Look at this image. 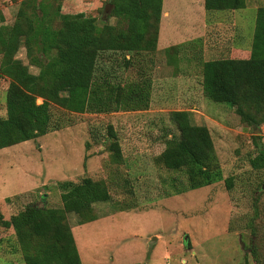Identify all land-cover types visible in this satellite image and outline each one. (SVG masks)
Listing matches in <instances>:
<instances>
[{"label": "rangeland", "instance_id": "obj_1", "mask_svg": "<svg viewBox=\"0 0 264 264\" xmlns=\"http://www.w3.org/2000/svg\"><path fill=\"white\" fill-rule=\"evenodd\" d=\"M25 1L0 0V25H11ZM46 1L49 12L57 6L59 14L82 13L94 17L97 27L124 24L110 15L108 0ZM168 1L166 6L173 2L169 10L174 23L162 25L160 45L151 59L154 67L148 75L141 72L139 56L125 51L100 52L92 72L90 93L102 103H112L117 87L126 88L141 75L149 76L147 107L106 111L91 107L75 113L50 103L56 129L0 148V213L7 218L27 203L59 207L56 184L88 176L107 186L109 199L94 203L89 214L110 216L101 222L118 233L121 257L130 255L137 264H264V168L253 169L248 164V158L264 145V109L245 108L262 119L255 129L240 118L234 106L207 99L200 77L204 59L248 57L255 9L264 0H244L240 9L208 11V19L215 12L220 19L203 29L204 51L201 46L200 54L186 44L201 33L197 30L200 20L195 18L202 0ZM35 13L39 15L37 8ZM59 24L58 17L52 18V27ZM233 43L242 47L229 54ZM174 44L180 46L176 53L179 75L171 78L172 68L164 65L163 49ZM14 55L27 64L22 45ZM28 69L37 72L32 65ZM6 85L7 79L0 76V117L5 116ZM176 109L186 110L192 123L207 127L222 175L231 178L229 189L220 180L181 191L186 184L183 171L158 160L164 140L176 133L169 120V112ZM108 127L115 133L118 156L108 147ZM65 217L68 226L77 224V215L69 212ZM13 249L18 251L13 230L0 227V264H12L20 257L7 254Z\"/></svg>", "mask_w": 264, "mask_h": 264}, {"label": "trees", "instance_id": "obj_2", "mask_svg": "<svg viewBox=\"0 0 264 264\" xmlns=\"http://www.w3.org/2000/svg\"><path fill=\"white\" fill-rule=\"evenodd\" d=\"M202 4L206 11H222L243 8L244 0H202ZM108 5L110 15L123 22V26L97 27L94 17L59 14L57 6L49 12L46 0H26L11 25H0V76L7 79L5 116L0 117V148L56 129L50 103L75 113L91 107L98 111L147 107V75L153 67L161 0H108ZM55 17L60 19L56 28L51 25ZM20 45L24 47L27 64L14 55ZM179 48L173 45L164 49L174 74ZM103 51L133 52L139 56L137 61L143 63L142 74L148 72L127 83L126 88L117 87L112 103L99 102L90 93L93 67ZM169 51L172 53L167 57ZM132 57L126 60L127 64ZM28 65L36 67L37 72H30ZM200 77L201 91L207 99L234 106L244 122L257 128L262 119L245 108L253 112L264 109V5L255 9L248 57L204 60L200 63ZM37 98L40 102H36ZM169 120L176 133L164 140L158 160L168 168L183 171L186 184L181 191L220 180L229 189L231 178L222 175L207 127L192 123L183 109L171 110ZM107 136L108 147L118 156L119 147L110 127ZM248 164L253 169L264 168L263 144L248 158ZM56 187L59 207L27 203L7 218L0 213V227L13 230L24 264H80L65 213L77 215V224L87 222L96 218L89 214L92 205L109 199L105 182L88 176H82L78 182L59 181Z\"/></svg>", "mask_w": 264, "mask_h": 264}, {"label": "crops", "instance_id": "obj_3", "mask_svg": "<svg viewBox=\"0 0 264 264\" xmlns=\"http://www.w3.org/2000/svg\"><path fill=\"white\" fill-rule=\"evenodd\" d=\"M165 1L166 0H161V8H160V13H159V21H158V28H157L158 33H157L154 53L155 51H157L158 46L160 45V40L162 38V25L164 23H174V20H173V18H175L174 13L172 12V10H169V8L171 7L170 5L171 3L173 4V2L169 0L170 2L168 1L169 4L168 6H166ZM176 1L177 0H175V2ZM198 8H200V11L198 9L199 13H198V16H196L195 20L197 19L200 20L198 22L197 30L198 31L200 30L201 33L200 34L198 33L193 38L194 40L190 39L192 42L186 45L190 47L194 46L197 49V54L198 53L200 54L201 46H202V51H204L203 49V42H204L203 36L204 35L202 34L203 29L207 28L209 24L214 22L215 19L219 20L220 15L218 12H215V15L212 16V19L210 17L211 15H209L211 19L210 20L208 19V11H206L203 8V4H200ZM232 45L234 47L230 46L229 54L234 53V51L239 52L241 49L240 47H242L241 43L239 44L233 43ZM244 45L245 44L243 43V46ZM178 51L176 53H178ZM163 55L165 56L164 52H163ZM175 55L179 58L178 56L179 54H175ZM229 57L231 56L229 55ZM204 60H208V59H204ZM164 61H165L164 65L166 67H169L170 64L167 63L165 58H164ZM177 63H178V60H177ZM176 68H177V74L176 73L174 74L173 69H172L173 75H171V78H173L176 75H179L178 66ZM107 217H110V216L99 215L93 220L83 222V223H78V224L74 223L72 225H69V230H70V233L73 239V243H74V247H75V250L78 256L79 263L80 264H131L135 262L137 263V260L134 261L130 255L128 256L123 255L121 257V250H119L120 249V239H119L118 233L115 234L116 231L114 230V227L112 225H105V224H102L101 222ZM13 251L7 254L12 255L13 253L15 256L19 254L20 257L17 256V260L12 264H24L19 248L17 252L14 249Z\"/></svg>", "mask_w": 264, "mask_h": 264}]
</instances>
